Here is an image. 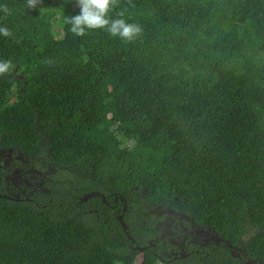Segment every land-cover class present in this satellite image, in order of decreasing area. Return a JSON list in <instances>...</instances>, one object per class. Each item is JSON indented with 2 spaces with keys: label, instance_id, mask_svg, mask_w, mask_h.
I'll return each instance as SVG.
<instances>
[{
  "label": "trees",
  "instance_id": "obj_1",
  "mask_svg": "<svg viewBox=\"0 0 264 264\" xmlns=\"http://www.w3.org/2000/svg\"><path fill=\"white\" fill-rule=\"evenodd\" d=\"M79 11L0 0V60L14 65L0 148L70 173L29 201L0 197V264H264V0H120L112 18L143 29L129 43L74 35ZM93 192L106 200L82 201ZM163 206L224 243L184 260L135 250Z\"/></svg>",
  "mask_w": 264,
  "mask_h": 264
},
{
  "label": "flooded vegetation",
  "instance_id": "obj_2",
  "mask_svg": "<svg viewBox=\"0 0 264 264\" xmlns=\"http://www.w3.org/2000/svg\"><path fill=\"white\" fill-rule=\"evenodd\" d=\"M0 150L10 151L9 155L0 158V197L7 199L14 198L20 201L22 200V196H26L24 200L29 201L30 198H28L27 196L33 195L38 192H49L47 185L50 181H53V178L55 177H48L45 181L40 180L39 178L34 179L33 177L34 174L37 173V170L28 168L27 171V161L25 160V158L33 159V161L49 165L52 161L50 162L48 154L42 156H31L17 149L0 148ZM14 152L19 153L18 157L15 158L22 160L24 165L17 162L6 164L11 159V154H13ZM16 174L19 175L17 181L15 183L10 182V178L16 176ZM173 210L174 209L169 206H163L149 210L150 213L156 215L160 220L158 221L155 229H153L154 234H152V239L148 240L147 245L141 247L143 248L141 252H143L145 249L153 250L160 257L162 255L166 256L169 261H171L172 258L174 260H184L190 257L193 253L201 254L212 245L224 243V240L211 228L198 225L193 217L182 212L178 211V214L175 215ZM165 214H170L172 218H177L174 220H179L178 218H185L188 222V226H190V229H186V236L180 246L175 243L176 238H178L177 236L173 235V238L167 237L160 231V228L163 225L164 217H166ZM182 222L183 221H181V223ZM234 251L241 252L240 250H238V247L234 248ZM248 264H254V262H249Z\"/></svg>",
  "mask_w": 264,
  "mask_h": 264
},
{
  "label": "clouds",
  "instance_id": "obj_3",
  "mask_svg": "<svg viewBox=\"0 0 264 264\" xmlns=\"http://www.w3.org/2000/svg\"><path fill=\"white\" fill-rule=\"evenodd\" d=\"M79 14L66 17L65 23L70 25V31L76 36H84L89 30H105L112 37H119L126 43L134 42L141 34L142 27L137 23H129L123 18H112V13L119 7L120 0H76ZM42 0H27V7L35 9ZM2 11L9 14L4 6ZM120 17L124 12L119 13ZM0 35L9 37L12 32L7 27H0ZM51 63V61H48ZM14 68L11 60H0V75L10 73Z\"/></svg>",
  "mask_w": 264,
  "mask_h": 264
},
{
  "label": "rangeland",
  "instance_id": "obj_4",
  "mask_svg": "<svg viewBox=\"0 0 264 264\" xmlns=\"http://www.w3.org/2000/svg\"><path fill=\"white\" fill-rule=\"evenodd\" d=\"M60 28L57 27V32L59 34ZM10 154V151L8 150H0V158H2L3 156H7ZM19 153L18 152H14L13 154H11V159L6 163H11V162H17L19 164L24 165V163L22 162V160L17 159L15 157H18ZM27 161V171L28 168H32V169H36L37 173L34 174V179L39 178L40 180H47L48 177H63L65 175H70V173L63 169L62 167H59L57 165H55L54 163H51L49 165L47 164H43L41 162H36L33 161V159H26ZM29 163V166H28ZM5 164V166H6ZM63 175V176H62ZM19 178V175L16 174V176L11 177V181L12 183H15L17 181V179ZM174 211V214L177 215L178 211ZM155 213V211H154ZM166 217H164V221H163V225L160 228L161 233H164L167 237H171L173 238L174 236H177L178 238H176L175 243L180 246L183 239L186 236V229H190V226H188V222L186 221L185 218H178L179 220H174L177 218H172V216L170 214H165ZM181 221H183L181 223ZM174 235V236H173ZM248 238V235H246L244 238L241 239V245L245 242V240ZM238 250H240V247H238Z\"/></svg>",
  "mask_w": 264,
  "mask_h": 264
},
{
  "label": "water",
  "instance_id": "obj_5",
  "mask_svg": "<svg viewBox=\"0 0 264 264\" xmlns=\"http://www.w3.org/2000/svg\"><path fill=\"white\" fill-rule=\"evenodd\" d=\"M94 196H101L102 199H103V201L106 200L104 195H101L100 193H95V192H93V193H91V194H87V195H85V196L82 198V201H87V200H89L91 197H94ZM8 199H10V200H12V201H18V199H14V198H8ZM115 199H116V201H117V200H118V196H116ZM120 200H121V202L124 204V208H123V212H122V214L118 217V220L120 221V223H121L123 229L126 231L128 227H127L126 223L124 222L123 217H124V214H125V212L127 211V208H128V207H127V201L125 200V198H124L123 196L120 197ZM128 238H129L130 240H132V242H135L134 239H133L130 235L128 236ZM134 249L137 250V251H141V250H143V248H141V247H139V246L135 247Z\"/></svg>",
  "mask_w": 264,
  "mask_h": 264
}]
</instances>
